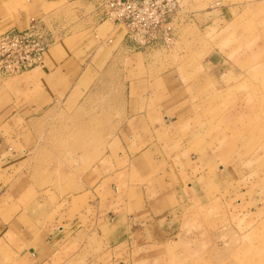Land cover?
Returning a JSON list of instances; mask_svg holds the SVG:
<instances>
[{
  "label": "rangeland",
  "instance_id": "374dc122",
  "mask_svg": "<svg viewBox=\"0 0 264 264\" xmlns=\"http://www.w3.org/2000/svg\"><path fill=\"white\" fill-rule=\"evenodd\" d=\"M109 1L62 0L43 20L82 35L114 24ZM0 3L3 12L21 0ZM158 14L144 16L154 39L142 49L116 24L135 53L85 72L66 99L51 105L37 126L36 144L51 149L42 156L38 185L57 214L66 200L74 206L102 174L122 168L114 132L122 122L126 81L144 75L174 80L183 109L169 142L172 153L188 158L181 167L184 202L167 244L137 246L131 255L139 257L137 264H264V0H179L169 19ZM127 65L135 70L130 76L122 70ZM95 249L86 254L98 255ZM128 253L105 250L103 260L126 264Z\"/></svg>",
  "mask_w": 264,
  "mask_h": 264
},
{
  "label": "crops",
  "instance_id": "0c3cea01",
  "mask_svg": "<svg viewBox=\"0 0 264 264\" xmlns=\"http://www.w3.org/2000/svg\"><path fill=\"white\" fill-rule=\"evenodd\" d=\"M61 2L21 0V7L1 8L0 32L25 31ZM102 24L81 35L54 22L60 39L46 50L43 66L0 79V264H113L119 261L103 260V254L117 248H127L126 264H137L132 248L163 246L174 234L184 202L181 167L188 159L172 153L169 142L183 109L174 80L144 75L126 81L122 122L114 132L122 168L102 174L95 189L75 197L74 206L66 200L57 214L56 203L38 185L42 156L51 149L36 144L37 126L51 105L66 99L85 72L135 53L120 27ZM122 70L128 76L135 71L130 65ZM194 162L189 158L192 173ZM91 249L98 255L88 256Z\"/></svg>",
  "mask_w": 264,
  "mask_h": 264
},
{
  "label": "built area",
  "instance_id": "2783aa9c",
  "mask_svg": "<svg viewBox=\"0 0 264 264\" xmlns=\"http://www.w3.org/2000/svg\"><path fill=\"white\" fill-rule=\"evenodd\" d=\"M178 7L179 0H111L105 5L114 24L125 28L129 41L141 49L154 39V28L144 16L159 13L158 17L169 19ZM53 24L36 19L25 31L0 33V78L20 77L43 66L46 50L60 39Z\"/></svg>",
  "mask_w": 264,
  "mask_h": 264
}]
</instances>
